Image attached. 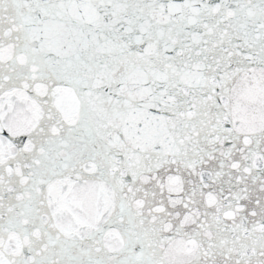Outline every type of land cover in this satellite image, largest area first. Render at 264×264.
Returning <instances> with one entry per match:
<instances>
[{
  "label": "snow or ice",
  "instance_id": "snow-or-ice-1",
  "mask_svg": "<svg viewBox=\"0 0 264 264\" xmlns=\"http://www.w3.org/2000/svg\"><path fill=\"white\" fill-rule=\"evenodd\" d=\"M0 264H264V0H0Z\"/></svg>",
  "mask_w": 264,
  "mask_h": 264
}]
</instances>
